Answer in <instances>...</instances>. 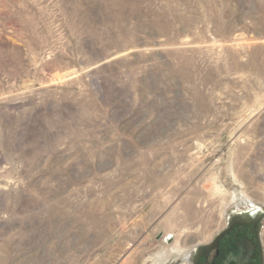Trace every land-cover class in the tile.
I'll return each mask as SVG.
<instances>
[{"label":"rangeland","instance_id":"obj_1","mask_svg":"<svg viewBox=\"0 0 264 264\" xmlns=\"http://www.w3.org/2000/svg\"><path fill=\"white\" fill-rule=\"evenodd\" d=\"M252 207L264 0H0V264H190Z\"/></svg>","mask_w":264,"mask_h":264},{"label":"flooded vegetation","instance_id":"obj_2","mask_svg":"<svg viewBox=\"0 0 264 264\" xmlns=\"http://www.w3.org/2000/svg\"><path fill=\"white\" fill-rule=\"evenodd\" d=\"M260 209L236 210L220 235L190 250V264H263Z\"/></svg>","mask_w":264,"mask_h":264},{"label":"bare ground","instance_id":"obj_3","mask_svg":"<svg viewBox=\"0 0 264 264\" xmlns=\"http://www.w3.org/2000/svg\"><path fill=\"white\" fill-rule=\"evenodd\" d=\"M233 195H234V198L235 199H237L238 200V198L239 197H243V198H248V200L250 199L249 197H248V195L244 192V191H242V192H238V191H235V192H233ZM255 208V207H254ZM260 209V208H259ZM249 210V209H248ZM261 210V209H260ZM249 211H251V210H249ZM252 213V212H251ZM258 215H259V213H258ZM169 238L170 237H168L167 238V241L169 240ZM181 246H177V247H175L174 246V248H173V250H175L178 254H182L184 257H186V259H188V252H190V250H188V251H185V250H182L181 248H180ZM166 254H164V252H161L160 254H159V256H158V258H159V260H161L162 261V259H163V257L165 256Z\"/></svg>","mask_w":264,"mask_h":264},{"label":"water","instance_id":"obj_4","mask_svg":"<svg viewBox=\"0 0 264 264\" xmlns=\"http://www.w3.org/2000/svg\"><path fill=\"white\" fill-rule=\"evenodd\" d=\"M222 232H223V231H221V232H220V233H218L217 235H220ZM172 239H173V237L171 236L167 242H171V241H172Z\"/></svg>","mask_w":264,"mask_h":264}]
</instances>
